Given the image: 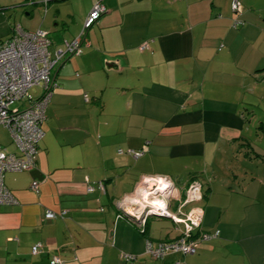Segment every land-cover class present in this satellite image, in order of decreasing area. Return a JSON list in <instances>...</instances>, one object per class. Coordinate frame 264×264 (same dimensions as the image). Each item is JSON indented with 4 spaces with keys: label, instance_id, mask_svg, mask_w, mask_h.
<instances>
[{
    "label": "crops",
    "instance_id": "obj_1",
    "mask_svg": "<svg viewBox=\"0 0 264 264\" xmlns=\"http://www.w3.org/2000/svg\"><path fill=\"white\" fill-rule=\"evenodd\" d=\"M62 1L24 2L27 16L45 7L51 52L80 35L96 0L71 1L64 15ZM240 1L234 27L232 0H103L89 45L54 69L35 168L5 173L18 203L0 205V264H51L54 254L63 264H264V0ZM113 60L117 71L106 68ZM157 176L180 198L202 184V201L184 211L201 207L200 230L219 234L195 254L150 257L147 238L176 239L182 224L153 215L142 232L125 214Z\"/></svg>",
    "mask_w": 264,
    "mask_h": 264
},
{
    "label": "built area",
    "instance_id": "obj_2",
    "mask_svg": "<svg viewBox=\"0 0 264 264\" xmlns=\"http://www.w3.org/2000/svg\"><path fill=\"white\" fill-rule=\"evenodd\" d=\"M31 2L34 1L31 0ZM42 3L46 6L48 0H43ZM232 10L236 14L234 27H238L244 23L240 18L243 11L240 0H232ZM105 12L103 0H96L84 21L80 35L65 40L64 46L57 47L54 52L50 49L51 39L47 30L28 31L19 25L15 26L13 35L0 44V126L8 129L16 145L15 151L8 152L0 144V205L18 203L5 186V173L31 171L36 166L38 146L45 134L42 124L46 119L51 97L58 86L54 69L69 56L82 54L83 48L89 45L86 32ZM149 48V41H144L140 46L141 50ZM37 85L43 87V92L37 99H32L28 96V91ZM16 103L20 105L14 106ZM128 153L135 158L143 155L141 150H129ZM150 182L155 186L154 191L148 187ZM39 183V180H33L32 190L38 192ZM98 186L103 189V182L100 181ZM160 186L166 188L161 189ZM93 189L92 186H88L89 191ZM144 191L146 194L153 193L151 197L159 193L161 199H156L159 204L152 200L145 201ZM139 192H141L142 200L137 201L136 198L132 202L134 208L125 214L138 224L142 232L145 231L147 218L153 215L170 218L174 223L182 224L180 235L176 239L156 241L150 237L147 238L145 253L150 257L163 259L172 253L195 254L201 242L218 236V231L206 233L200 230L204 215L201 207L195 205L188 212L183 211L185 206L202 201L204 195L199 180L194 179L189 183L185 189L184 198H180L174 182L162 176L145 178L138 189L137 196ZM177 201H179L177 209L172 210ZM45 217L55 218L56 213L47 210ZM31 251L34 255L42 253L43 243H35ZM120 258L128 263H134L137 256L121 252ZM50 263L63 264V259L59 254H54ZM177 264L182 262L178 261Z\"/></svg>",
    "mask_w": 264,
    "mask_h": 264
},
{
    "label": "rangeland",
    "instance_id": "obj_3",
    "mask_svg": "<svg viewBox=\"0 0 264 264\" xmlns=\"http://www.w3.org/2000/svg\"><path fill=\"white\" fill-rule=\"evenodd\" d=\"M29 1L31 2V0ZM33 1L42 2L43 0H33ZM71 1H75V0H65V1L59 2L60 4H62L63 15L67 12V10L70 9L68 3H70ZM24 2L25 0H0V36L2 38L4 39L8 38L12 33L13 26H15L16 24H20L23 28L29 31H36L38 29H46V27H48L45 23V18L43 14L45 12V7L37 6L35 8V14L33 16H27L26 12H28L29 7L31 6L24 5L25 4ZM84 3L85 1L83 0L78 1V5L80 6V8L83 7ZM48 17H49L48 18V22H49L51 14H49ZM52 17L54 18V13H52ZM64 18L65 19L67 18L68 20L70 19L67 16H65ZM42 92H43V87L39 85L33 86L29 89L28 96L32 99H37L42 94ZM19 105L20 103H16L14 106H19ZM260 105L264 107L263 103H261ZM259 112L260 110L258 111V113ZM262 113L264 112L261 111L260 114ZM0 144H2L3 146H6L9 151H12L16 147V145L13 144L12 142V138L10 136L8 129L3 126H0ZM148 187L154 191L153 188L155 186L151 184V182ZM145 192L146 191L143 192V195ZM140 195L141 193L139 192L138 196L136 197L137 201L142 200ZM155 198L161 199V195L158 193L157 195L152 196L151 200L154 201ZM172 210H175V207H172Z\"/></svg>",
    "mask_w": 264,
    "mask_h": 264
},
{
    "label": "water",
    "instance_id": "obj_4",
    "mask_svg": "<svg viewBox=\"0 0 264 264\" xmlns=\"http://www.w3.org/2000/svg\"><path fill=\"white\" fill-rule=\"evenodd\" d=\"M106 68L108 70H116V71L119 70V61L118 60L109 61L108 63H106Z\"/></svg>",
    "mask_w": 264,
    "mask_h": 264
},
{
    "label": "bare ground",
    "instance_id": "obj_5",
    "mask_svg": "<svg viewBox=\"0 0 264 264\" xmlns=\"http://www.w3.org/2000/svg\"><path fill=\"white\" fill-rule=\"evenodd\" d=\"M164 184V183H163ZM160 188L161 189H165L166 187L165 186H160ZM141 193V192H140ZM137 194V193H136ZM144 194H146V192L144 193ZM153 193H147L146 195H145V201H147V202H150V200H151V195H152ZM155 200H156V198H155ZM154 200V201H155ZM155 203H158L157 201H155ZM159 204V203H158Z\"/></svg>",
    "mask_w": 264,
    "mask_h": 264
}]
</instances>
